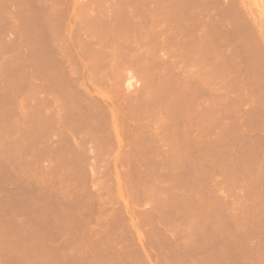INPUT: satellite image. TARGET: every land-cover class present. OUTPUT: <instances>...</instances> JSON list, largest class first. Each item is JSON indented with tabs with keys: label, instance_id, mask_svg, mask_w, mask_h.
Masks as SVG:
<instances>
[{
	"label": "rangeland",
	"instance_id": "1",
	"mask_svg": "<svg viewBox=\"0 0 264 264\" xmlns=\"http://www.w3.org/2000/svg\"><path fill=\"white\" fill-rule=\"evenodd\" d=\"M12 1L0 0V76L4 75L2 72H12L6 75L8 78L0 77V117L5 120L3 125L0 119V264H264V127L257 125L253 102L242 98L239 91L237 102L238 94L232 92L237 87L231 90V85L237 86L239 82L240 90L241 81L246 78L242 74L235 77L237 66L233 65L236 70L229 69L232 66L227 62L222 42L214 47L207 39L209 47L206 36H202L205 45H201L203 41L199 46L194 42L192 49L180 47L181 50L173 44L164 47L161 42L173 43L178 37L165 32L145 36L133 31L132 27H137L132 25L134 21L124 18L129 15L130 10L127 9V15L124 9L130 0ZM25 1L27 5L32 1L33 8L31 4L28 10H34L33 18L27 14L29 11L26 13L29 6L24 7ZM194 1L190 2L193 6H205L204 0ZM228 1L219 0L222 7L218 10L214 0L216 6L207 0L210 11L206 8V13L214 17L223 5L227 4L228 9L239 6V13L243 8L241 14L245 9L257 18L255 23L259 27L252 24L257 29L253 28L254 33L264 32V0ZM43 4L48 9L43 10ZM35 6H42V11ZM226 9L222 13H227ZM42 18L48 27L45 37ZM107 20L109 25L114 22L120 28L126 23L128 31L134 33H125V37L122 32L127 27L117 31L120 35L115 32L116 26L112 33H107ZM31 21L34 28L38 25L36 32L34 28L30 30ZM91 24L103 33L99 31L98 37L88 34L86 29ZM197 28L193 41L201 37L202 31ZM121 37L127 42L123 44ZM128 37L133 39L129 41ZM151 37L156 46L146 47L145 41L153 43ZM227 71L235 75L228 78ZM230 81L233 84L228 85ZM208 86L213 87V92ZM253 113L254 120L249 117ZM254 131L260 132L259 136ZM95 136L99 144L96 138L93 142Z\"/></svg>",
	"mask_w": 264,
	"mask_h": 264
},
{
	"label": "bare ground",
	"instance_id": "2",
	"mask_svg": "<svg viewBox=\"0 0 264 264\" xmlns=\"http://www.w3.org/2000/svg\"><path fill=\"white\" fill-rule=\"evenodd\" d=\"M12 1V0H11ZM11 1L9 0V2L11 3ZM18 2V0H15V2ZM30 0H28L27 2L28 3H30L29 2ZM41 1H44V0H41ZM55 1V0H54ZM129 1V0H128ZM219 1V0H218ZM218 1H215L214 0V2L218 5ZM222 1V0H221ZM230 1V0H229ZM228 1V2H229ZM231 1H234V0H231ZM240 1V0H239ZM238 1V2H239ZM14 2V0L12 1V3ZM26 1H25V4H24V7H26V5L28 4ZM39 2V1H38ZM44 2H46V1H44ZM43 2V3H44ZM191 2V0L189 1V0H138V1H136V0H130V2H126L125 3V5H126V8L124 9V8H122L121 6V9L123 10L124 9V12H125V10H126V13H124V14H127V12L129 13V15L131 16V17H129V15H128V17H124V18H129V20L130 19H132L134 22V24L132 23V25H135V29H134V26L132 27V29H133V31H135L136 33L138 32L140 35H142V34H144L145 36L146 35H155V34H164V32H165V34L166 33H168L169 35H174V37L175 36H177L178 37V39L177 40H175V39H173L175 42H173V43H171V42H161L160 43V45H162V46H164V47H166L165 45H170L171 46V44H173L174 45V47L175 46H177V47H182V48H184V47H190V49H192L191 47L193 46L194 47V42H197V43H195V44H197V46H199L201 43H202V41H203V43L201 44V45H203L204 44V40H205V37H202V36H206V40H205V42H207V39H209V41H210V44L212 45L213 44V46L215 47V45H218L217 43H221L222 42V46H225V47H223V48H225V50H223V51H226V55L225 56H227L226 57V59L228 60H226L228 63H229V65L230 66H232V67H228L229 69H235V68H233V65H234V67H236L237 66V71L235 72L236 73V75L233 73V72H228V71H233V70H228L227 72L229 73V77L228 78H231V75H232V73L235 75V77L237 76L238 77V75H240V74H242V76L241 77H243V75H244V78H246L245 80H242V78L241 77H239V78H241L240 80H242L241 81V84H240V90H238V84L240 83H238L237 84V86H236V84H233L232 83V81L233 82H235V80H232V81H230V83L228 84V85H231V84H233V86L231 85V90H232V88H235V87H237V88H235L236 90H234V91H232L233 93H237L238 91H239V93H240V95H241V97L243 98V96L244 97H247L250 101H252L253 102V105L255 106L254 108V110H255V114H257V117L256 118H258V122L260 123H258L257 125H261V126H263L264 127V44H263V46H262V44H260V43H262L261 42V40H262V38H261V36L263 37V40H264V32H263V30H260V32L261 33H259V31H258V35H256L254 32L257 30V29H255L254 27V29H255V31L253 30V28H252V24H254L255 25V27L257 28V27H259L258 25H256V23H255V18H253V16H252V14H251V12H246L245 11V9H244V14L242 13L241 14V12H243V8L241 9V12L239 13V9L237 8V7H239V6H235V7H231L230 9H228L227 7H229V6H227V4H226V7H225V5H223V9L222 10H225L226 8L228 9V12L227 13H225L224 11H223V13H225V15L222 13V10H221V12H219V13H222V14H219L218 12V15H216V11L217 10H215L214 11V15H216V16H214V17H211L210 15H208L207 13H206V10H208L209 9V11H210V7L208 8V3H207V0H204V4H205V6H203L202 8H201V6H199V7H196V6H193L192 5V3H190ZM194 2H196V0L194 1ZM236 2V1H235ZM241 2V1H240ZM240 2H239V4H240ZM27 3V4H26ZM33 3H35V2H33ZM42 3V2H41ZM190 3V4H189ZM232 3V2H231ZM231 3H229V4H231ZM14 4V3H13ZM18 4V3H17ZM31 4H32V1H31ZM31 4H29V5H31ZM196 4V3H195ZM194 4V5H195ZM209 4H214L213 3V0H212V3H210L209 2ZM222 3H220L219 5H218V7H216V8H218V10H219V6L221 5ZM224 4V3H223ZM238 4V3H237ZM236 4V5H237ZM29 5H27V6H29ZM46 4H43L42 6H43V10H45L44 8L46 7L47 9H48V7H47V5L45 6ZM50 5V4H49ZM121 5H124V3H122ZM124 5V6H125ZM129 5V6H128ZM215 5V4H214ZM241 5V4H240ZM12 6V5H11ZM32 6V8H33V4L31 5ZM42 6H40V7H37V6H35L34 7V9L37 7V8H40L41 9V11H42ZM123 6V7H124ZM127 6H128V8H127ZM216 6V5H215ZM214 6V7H215ZM246 6V5H245ZM211 7H213V6H211ZM213 7V8H214ZM222 6H220V8H221ZM28 8H30V6L29 7H27L26 9H27V11H26V13L27 14H31V13H33L34 12V10L31 8V11H30V9L28 10ZM198 8V9H197ZM206 8H208V9H206ZM237 10H236V9ZM39 9V10H40ZM127 9H129V10H127ZM206 9V10H205ZM212 9V8H211ZM226 9V10H227ZM13 10V9H12ZM203 10H205L204 12H202ZM247 10V9H246ZM36 12L38 11V9L37 10H35ZM212 11H213V9H212ZM11 12V11H10ZM22 12V11H21ZM43 12H45V11H43ZM47 12H48V10H47ZM121 12H123V11H121ZM37 13H39V12H37ZM36 13V14H37ZM41 13V12H40ZM14 15H15V13H13ZM34 14V13H33ZM54 14H56V13H54ZM211 14V13H210ZM250 16L249 18H248V15ZM43 15V16H42ZM45 14L44 13H41V16L42 17H46V16H44ZM126 15V16H127ZM25 16H27V15H25ZM51 16V15H50ZM55 16V15H54ZM258 16V15H257ZM24 17V16H23ZM40 17V16H39ZM14 18V17H13ZM24 18H26V17H24ZM28 18V17H27ZM31 18H33L32 17V14H31ZM44 18H42L43 19V21L41 20V22H44L42 25H41V28H45L43 31H44V34H43V36L46 34V32L48 31V27L47 26H45L46 24V21L44 20ZM54 18V17H53ZM52 18V19H53ZM29 19H30V17H29ZM29 19H28V21H29ZM47 19V18H46ZM121 20H123L122 18H120ZM207 19H208V21L210 22H208L207 21ZM257 19V18H256ZM260 19V18H259ZM258 19V21H260L261 20V22H262V19H260L259 20ZM17 20V19H16ZM22 20V19H21ZM27 20V19H26ZM128 20V21H129ZM20 21V20H19ZM28 21H27V23H28ZM47 21H49L48 19H47ZM54 21V20H53ZM57 21V20H56ZM56 21L54 22V23H56ZM117 21H119V20H117ZM131 21V20H130ZM26 22V21H25ZM33 21H31L30 23L31 24H33L32 23ZM39 22V21H38ZM109 22H110V20H109ZM108 22V20H107V25H108V30H107V33L108 32H110V33H112V28L115 30L116 28H114L117 24L116 23H118V22H116L115 24L116 25H114V22H113V25L111 26V25H109V24H111V23H109ZM112 22V21H111ZM121 22V21H120ZM119 22V23H120ZM122 22H124V20L122 21ZM135 22H137L136 24H135ZM207 23V24H204V23ZM253 22V23H252ZM19 23V22H18ZM29 23V24H30ZM35 23V22H34ZM118 23V24H119ZM263 23V22H262ZM30 24V25H31ZM41 24V23H40ZM45 24V25H44ZM50 24V23H49ZM48 24V22H47V25H49ZM124 24V23H123ZM130 24V23H129ZM199 25L198 26V28H197V25ZM15 25V24H14ZM13 25V26H14ZM29 25V26H30ZM37 25V24H36ZM124 25H126V26H124ZM123 25V27H127V29L126 28H120V27H117V30H115V32H117L119 29V31H123L124 29H126L124 32H122L123 34V36H125V37H127L126 35L129 33L130 35L131 34H133V33H130V31H128V29H130V28H128V26H127V24L125 23ZM207 25H209V26H207ZM16 26V25H15ZM25 26H26V24H25ZM34 26V24L32 25V27L30 28V30L32 31L33 29L32 28H34L33 27ZM38 26V25H37ZM36 26V27H37ZM40 26V25H39ZM44 26V27H43ZM119 26H122V25H120L119 24ZM138 26H139V28H138ZM196 26V27H195ZM35 27V28H36ZM111 27V28H110ZM260 27H261V25H260ZM21 28V27H20ZM35 28H34V30L33 31H35L36 32V30H35ZM194 28H197L198 30L200 29L202 32L200 33V32H198V36H200L201 35V37H199L198 39L200 40H198V41H193L192 40V35H193V33L195 32V30H194ZM122 29V30H121ZM138 29V30H137ZM39 30H41L42 31V29H39ZM137 30V31H136ZM199 30V31H200ZM38 31V30H37ZM42 31V32H43ZM54 31V30H53ZM86 31H87V33L88 34H91V35H97V37H98V32L100 31L101 32V34L103 33V31H101L100 30V28L99 27H95L93 24H91V26H90V28H88V29H86ZM30 32V31H29ZM42 32H40V33H42ZM100 32H99V35H101L100 34ZM30 33H32V32H30ZM29 33V34H30ZM37 33H39V32H37ZM39 33V34H40ZM56 33V32H55ZM54 33V34H55ZM118 34H120L121 35V33H119V32H117ZM125 33H127V34H125ZM135 33V34H136ZM137 33V34H138ZM199 33H200V35H199ZM33 34V33H32ZM128 34V35H129ZM195 34V33H194ZM197 34V33H196ZM222 34H225V35H227L228 36V38L227 39H225V37L223 38V35ZM259 34H261V36H260V40H259ZM40 35H42V34H40ZM129 35V36H130ZM221 35H222V37H221ZM224 35V36H225ZM17 36V35H16ZM43 36L41 37V38H43ZM55 36V35H54ZM226 36V37H227ZM21 37V36H20ZM29 37V36H28ZM27 37V38H28ZM32 37V36H31ZM45 37V36H44ZM124 37V38H125ZM148 37V36H147ZM171 37V36H170ZM195 37V36H194ZM221 37V38H220ZM258 37V38H257ZM34 38V37H33ZM119 38V37H118ZM124 38H122L121 37V39H123V40H121L120 39V41H125L126 40V38L124 39ZM129 38V37H128ZM152 38V37H151ZM202 38H204V40L202 39ZM219 38L221 39V40H223V41H220L219 40ZM223 38V39H222ZM32 39V38H31ZM37 39V38H36ZM130 39H133V38H129L128 40L130 41ZM136 39V38H135ZM134 39V40H135ZM169 39V38H168ZM225 39V40H224ZM148 40H150V39H148ZM153 40V38L150 40V41H152ZM156 40V39H155ZM154 40V41H155ZM163 40V39H162ZM195 40V39H194ZM1 41V40H0ZM31 41V40H30ZM36 41H38V40H36ZM132 41V40H131ZM172 41V40H171ZM33 42H34V40H33ZM33 42H31L30 44H29V46H31V44L33 43ZM46 42V41H45ZM100 42L102 43V42H105V41H101L100 40ZM125 42H127V40L125 41ZM125 42H123V44L125 43ZM134 42V41H133ZM153 42V41H152ZM18 43V42H17ZM106 43V42H105ZM105 43H102V44H105ZM108 43V42H107ZM119 43V42H118ZM117 43V44H118ZM129 43V42H128ZM140 43H142V42H140ZM145 43L147 44V46L146 47H152V45L154 46H156V44L153 42V43H148L147 41H145ZM158 43L159 42H157V47H158ZM199 43V44H198ZM209 42H207L206 43V46H209V44H208ZM9 44H11V43H9ZM28 44V43H27ZM101 44V45H102ZM117 44H116V46H117ZM130 44V43H129ZM138 44H139V42H138ZM137 44V45H138ZM143 44H144V42H143ZM145 44V45H146ZM106 45V44H105ZM104 45V46H105ZM109 45V44H108ZM119 45H120V43H119ZM137 45H135V46H137ZM172 45V46H173ZM205 45V44H204ZM17 46V45H16ZM28 46V47H29ZM107 46V45H106ZM110 46H113V45H110ZM126 46V45H125ZM133 46H134V44H133ZM134 46V47H135ZM161 46V47H162ZM219 46H221V45H219ZM12 47V46H11ZM10 47V48H11ZM33 47V46H32ZM35 47V46H34ZM120 47V46H119ZM119 47L117 48V49H115L116 51L117 50H119ZM122 47V46H121ZM120 47V48H121ZM128 47V46H127ZM168 47V46H167ZM202 47V46H201ZM210 47V46H209ZM208 47V48H209ZM217 47V46H216ZM5 48V47H4ZM36 48V47H35ZM42 48V47H41ZM139 48V47H138ZM160 48V47H159ZM171 48V47H170ZM185 48V49H186ZM197 48V47H196ZM205 48V47H204ZM213 48V47H212ZM220 48V47H219ZM219 48H217V49H219ZM1 49V48H0ZM6 49V48H5ZM8 49V48H7ZM123 49V48H122ZM134 49H137V47L136 48H134ZM141 49V48H140ZM158 49V48H157ZM172 49H174V48H172ZM181 49V48H180ZM198 49V48H197ZM201 49V48H200ZM206 49V48H205ZM222 49V48H221ZM13 50L15 51L16 49H14L13 48ZM26 50H28V49H26ZM181 50H183V49H181ZM193 50H195V49H193ZM204 50V49H203ZM212 50V49H211ZM216 50V49H215ZM6 51V50H5ZM143 51V50H142ZM156 51V50H155ZM180 51V50H179ZM178 51V52H179ZM197 51V50H196ZM201 51V50H200ZM208 51V50H207ZM210 51V50H209ZM31 52H32V50H31ZM145 52V51H144ZM177 52V51H176ZM183 52V51H182ZM218 52V51H217ZM21 53V52H20ZM143 53V52H142ZM187 53V52H186ZM200 53V52H199ZM207 53V52H206ZM188 54V53H187ZM193 54V53H192ZM203 54V53H202ZM201 55V54H200ZM199 54H198V56H200ZM220 55H221V52H220ZM20 56V55H19ZM147 56V55H146ZM187 56V55H186ZM191 56V55H190ZM203 56V55H202ZM207 56V55H206ZM138 57H141V56H138ZM142 57H144V56H142ZM12 58V57H11ZM29 58V57H28ZM39 58V57H38ZM145 58V57H144ZM192 58H194V57H192ZM197 58V57H196ZM202 58V57H201ZM223 58V57H222ZM136 59V58H135ZM138 59V58H137ZM140 59V58H139ZM204 59V58H203ZM206 59V58H205ZM219 59V58H218ZM41 60V59H40ZM39 60V61H40ZM177 60H178V58H177ZM187 59H184V61H186ZM197 60V59H196ZM217 60V59H216ZM222 60V59H221ZM243 60H245L246 62H244ZM22 61V60H21ZM44 61V60H43ZM137 61V60H136ZM179 61L181 62V60L179 59ZM183 61V62H184ZM188 61V60H187ZM193 61V60H192ZM191 61V62H192ZM200 61V59L198 60V62ZM12 62V61H11ZM45 62V61H44ZM197 62V63H198ZM244 62V63H243ZM47 63V62H46ZM185 63V62H184ZM183 63V64H184ZM196 63V64H197ZM223 63H224V59H223ZM11 64V63H10ZM18 64V63H17ZM22 64H24V63H22ZM26 64V63H25ZM40 64V63H39ZM51 64V63H50ZM177 64V63H176ZM187 64H189V63H187ZM193 64V63H192ZM195 64V63H194ZM225 64V63H224ZM1 65V64H0ZM203 65V64H202ZM225 65H227V64H225ZM15 67V66H14ZM25 67V66H24ZM28 67V66H27ZM47 67V66H46ZM51 67V66H50ZM64 67V66H63ZM179 67H181V65H179ZM178 67V68H179ZM186 67H188V66H186ZM203 67H205V66H203ZM216 67V66H215ZM3 68V67H2ZM5 68H6V65H5ZM29 68V67H28ZM190 68V67H189ZM191 68H193V67H191ZM1 69V68H0ZM7 69V68H6ZM50 69V68H49ZM57 69V68H56ZM235 69V70H236ZM3 70H4V68H3ZM13 70V69H12ZM54 70V69H53ZM52 70V71H53ZM187 70V69H186ZM190 70V69H189ZM205 70V69H204ZM210 70V69H209ZM56 71V70H55ZM205 71H207V69L205 70ZM212 71V70H211ZM15 72V71H14ZM49 72V71H48ZM185 72V71H184ZM189 72V71H188ZM188 72H186V73H188ZM191 72V71H190ZM203 72V71H202ZM210 72V71H209ZM213 72V71H212ZM215 72V71H214ZM224 72V71H223ZM239 72V73H238ZM9 73H12L11 72V70H10V72ZM9 73H1L3 76L1 77V78H3L4 76L5 77H7L8 78V76H6L7 74H9ZM183 73V72H182ZM206 73V72H205ZM218 73H220V72H218ZM247 73L249 74V77L247 76ZM201 74V73H200ZM203 74V73H202ZM16 75H18V74H16ZM181 75V74H180ZM198 74H196V76H197ZM205 75V74H204ZM224 75V74H223ZM234 75H232V77L234 76ZM25 76V75H24ZM181 76H183V75H181ZM195 76V75H194ZM4 77V78H5ZM20 77V76H19ZM178 77V76H177ZM190 77H191V75H190ZM204 77V76H203ZM209 77H210V75H209ZM214 77V76H213ZM233 78V79H237V78ZM0 78V79H1ZM3 78V79H4ZM6 78V79H7ZM184 78V77H183ZM186 78H188V76L186 77ZM186 78L184 79V80H186ZM192 78V77H191ZM207 78V77H206ZM222 78V77H221ZM11 79V78H10ZM46 79V78H45ZM190 79V78H189ZM198 79H200V78H198ZM209 79V78H208ZM211 79V78H210ZM209 79V80H210ZM216 79V78H215ZM220 79V78H219ZM224 80H226L225 78H223ZM191 80V79H190ZM203 80H205V79H203ZM227 80H229V79H227ZM226 80V81H227ZM238 81H239V79H237ZM236 80V82H238ZM187 81H189V80H187ZM200 81V80H199ZM206 81V80H205ZM19 82V81H18ZM56 82V81H55ZM210 82V81H209ZM222 82V81H221ZM235 82V83H236ZM16 83V82H15ZM74 83V82H73ZM211 83V82H210ZM226 83V82H225ZM224 83V84H225ZM92 84H93V82H92ZM92 84H90V85H92ZM186 84V83H185ZM216 84V83H215ZM214 84V85H215ZM219 84V83H218ZM12 85V84H11ZM13 85H14V82H13ZM89 85V86H90ZM195 85H196V83H195ZM206 86L207 85H209V83L208 84H205ZM211 86L213 85V83H211L210 84ZM220 85H223V84H220ZM9 86V85H8ZM185 86V85H184ZM188 86H190V85H188ZM204 86V85H203ZM10 87V86H9ZM61 87V86H60ZM208 87H210V86H208ZM214 87H216V86H214ZM221 87V86H220ZM229 87V86H228ZM38 88V87H37ZM36 88V89H37ZM185 88V87H184ZM216 88H218V87H216ZM224 88H227L226 86L224 87ZM93 89V88H92ZM193 89V88H192ZM191 89V90H192ZM195 89V88H194ZM193 89V90H194ZM207 89V88H206ZM210 89H211V87H210ZM212 89H213V87H212ZM211 89V91L213 92V90ZM228 89H230V88H228ZM10 90H11V88H10ZM33 90V89H32ZM61 90V89H60ZM217 90V89H216ZM219 90H220V88H219ZM218 90V92H220ZM226 90V89H225ZM187 91H190V90H187ZM211 91L208 93V96H209V94H211ZM222 91H224V90H222ZM221 91V92H222ZM236 91V92H235ZM15 92V91H14ZM191 92V91H190ZM193 92V91H192ZM191 92V93H192ZM197 92V91H196ZM204 92H205V90H204ZM215 92V91H214ZM226 92H228V91H226ZM225 91H224V93H226ZM231 92V91H230ZM16 93V92H15ZM202 93V92H201ZM215 93H217V91L215 92ZM239 93H237L238 95H237V102H239ZM186 94V93H185ZM220 94V93H219ZM76 95V94H75ZM189 95H191V94H189ZM213 95V94H212ZM218 95V94H217ZM223 95V94H222ZM221 95V96H222ZM228 95H230V94H228ZM246 95V96H245ZM51 96V95H50ZM194 96V95H193ZM206 96V95H205ZM220 96V95H219ZM57 97V96H56ZM63 97V96H62ZM78 97V96H77ZM191 97V96H190ZM212 97V96H211ZM228 97V96H227ZM234 97H236V94H235V96ZM40 98V97H39ZM198 98H199V96H198ZM213 98V97H212ZM212 98H210V99H212ZM216 98H218V96L216 97ZM229 98H231V97H229ZM50 99V98H49ZM171 99V98H170ZM190 99H192V97L190 98ZM190 99H188V100H190ZM197 99V98H196ZM214 99V98H213ZM37 100V99H36ZM56 100V99H55ZM240 100L242 101V100H245V99H241L240 98ZM40 101V100H39ZM59 101V100H58ZM64 101V100H63ZM77 101V100H76ZM210 101V100H209ZM215 101L216 100H214V104H215ZM224 101V100H223ZM240 101V102H241ZM2 102H3V100H2ZM169 102H170V100H169ZM171 102H173V101H171ZM190 102V101H189ZM218 102V101H217ZM216 102V103H217ZM234 102V101H233ZM1 103V102H0ZM58 103V102H57ZM67 103V102H66ZM75 103H77V102H75ZM80 103V102H79ZM219 103H222V102H219ZM226 103V102H225ZM224 103V104H225ZM235 103V102H234ZM62 104V103H61ZM233 104V103H232ZM235 104H237V103H235ZM83 105V104H82ZM172 105V104H171ZM174 105H175V103H174ZM226 105V104H225ZM81 106V105H80ZM84 106V105H83ZM183 106V105H182ZM222 106V105H221ZM235 106V105H234ZM238 106V105H237ZM209 107V106H208ZM212 107H213V105H212ZM211 107V108H212ZM227 106H225V108H226ZM249 107V106H248ZM38 108V107H37ZM46 108V107H45ZM76 108V107H75ZM174 108V107H173ZM214 109H216L215 107H213ZM81 109V108H80ZM179 109V108H178ZM217 109H219V108H217ZM38 110V109H37ZM68 110H70V109H68ZM74 110V109H73ZM208 110V109H207ZM228 110H230V109H228ZM227 110V111H228ZM250 110V109H249ZM252 110V109H251ZM10 111V110H9ZM8 111V112H9ZM47 111V110H46ZM83 111V110H82ZM211 112H213L212 110H210ZM217 111V110H216ZM215 111V112H216ZM253 111V110H252ZM252 111H251V113H252ZM7 112V111H6ZM35 112V111H34ZM51 112V111H50ZM81 112V111H80ZM175 112V111H174ZM187 112V111H186ZM189 112V111H188ZM187 112V113H188ZM250 112V111H249ZM82 113V112H81ZM179 113V111H177V114ZM181 113V112H180ZM236 113V112H235ZM238 113V112H237ZM240 113V112H239ZM253 113V115L252 116H249V117H252V120H254L253 118H255V117H253L255 114ZM4 114V113H3ZM8 114V113H7ZM36 114L37 113H35V116H36ZM77 114V113H76ZM80 114V113H79ZM83 114V113H82ZM86 114V113H85ZM95 114V113H94ZM169 114V113H168ZM171 114V113H170ZM172 114H175V113H173L172 112ZM191 114V113H190ZM215 114V113H214ZM225 114V113H224ZM232 114V113H231ZM0 115H2V113H0ZM5 115V114H4ZM3 115V116H4ZM65 115V117L68 115H66V114H64ZM116 115V114H115ZM185 115V114H184ZM249 115V114H248ZM42 116V115H41ZM86 116V115H85ZM172 116H174V115H172ZM179 116V115H178ZM218 116H219V114H218ZM241 116V115H240ZM64 117V118H65ZM97 117V116H96ZM101 117V116H100ZM169 117H170V115H169ZM175 117H176V115H175ZM190 117V116H189ZM225 117V116H224ZM2 118V116L0 117V119ZM4 118H6V117H4ZM36 118H37V116H36ZM68 118V117H67ZM84 118V117H83ZM87 118V117H86ZM171 118V117H170ZM177 118V117H176ZM186 118V117H185ZM240 118V117H239ZM239 118H238V120H239ZM3 119V118H2ZM40 119H41V117H40ZM39 119V120H40ZM43 119H45V118H43ZM172 119V118H171ZM174 119V118H173ZM189 119V118H188ZM197 119V118H196ZM251 119V118H250ZM10 120V119H9ZM47 120V119H46ZM78 120V119H77ZM175 120V119H174ZM185 120V119H184ZM212 120V119H211ZM217 120V119H216ZM246 120H249L248 118L246 119ZM4 119H3V122H2V124L4 123ZM88 121V120H87ZM90 121V120H89ZM116 121V120H115ZM186 121H188V120H186ZM198 121V120H197ZM204 121V120H203ZM206 121V120H205ZM36 122H38L37 120H36ZM56 122H57V120H56ZM94 122V121H93ZM189 122H192V121H190L189 120ZM222 122V121H221ZM235 122V121H234ZM241 122V121H240ZM249 122V121H248ZM247 122V123H248ZM254 122V121H253ZM6 123V122H5ZM43 124H44V122H42ZM52 123V122H51ZM84 123H85V120H84ZM90 123V122H89ZM96 123V122H95ZM183 123H185L184 121H183ZM256 123V122H255ZM254 123V124H255ZM42 124V125H43ZM186 124V123H185ZM202 124H204L203 122H202ZM209 124V123H208ZM225 124V123H224ZM239 124V123H238ZM252 124L253 123H251V126L250 127H252ZM4 125V124H3ZM40 125V124H39ZM92 125H93V123H92ZM180 125V124H179ZM179 125H178V127H179ZM187 125V124H186ZM190 125V124H189ZM188 125V126H189ZM201 125V124H200ZM206 125H207V123H206ZM210 125V124H209ZM227 125V124H226ZM243 125L244 124H242V127H243ZM80 126V125H79ZM88 126V125H87ZM96 126V125H95ZM194 126V125H193ZM193 126H192V128H193ZM228 126V125H227ZM249 126V125H248ZM3 127V126H2ZM54 127V126H53ZM81 127V126H80ZM89 127H90V125H89ZM174 127V126H173ZM177 127V126H176ZM191 127V126H190ZM213 127V126H212ZM43 128V127H42ZM88 128V127H87ZM187 128V127H186ZM185 128V130L187 131V129ZM229 128V127H228ZM245 128V127H244ZM258 128V127H257ZM261 128V127H260ZM5 129H7V127L5 128ZM22 129V128H21ZM40 129H41V127H40ZM56 129V128H55ZM91 129H93V127L91 128ZM91 129H88V130H90V131H92ZM96 129V128H95ZM182 129H183V127H182ZM241 129V128H240ZM255 129V127L252 129V130H254ZM69 130H70V128H69ZM79 130V129H78ZM97 130H98V127H97ZM244 130V129H243ZM246 130V129H245ZM244 130V131H245ZM257 130V129H256ZM260 130V129H259ZM262 130V129H261ZM44 131H46V130H44ZM101 132H102V129L100 130ZM100 131H98L99 133H100ZM169 131V130H168ZM243 131V132H244ZM20 132V131H19ZM50 132V131H49ZM58 133H59V131H57ZM77 132V131H76ZM79 132V131H78ZM83 132V131H82ZM223 132V131H222ZM230 132V131H229ZM255 132V131H254ZM258 132V131H257ZM257 132H255L256 134H258ZM264 132V131H263ZM85 133V132H84ZM89 132H87V134H88ZM92 133V132H91ZM97 133V132H96ZM102 134V133H101ZM226 134V133H225ZM231 134V133H230ZM249 133H247L246 135H248ZM259 134H260V132H259ZM259 134H258V136H259ZM21 135V134H20ZM19 135V136H20ZM57 135V134H56ZM59 135V134H58ZM76 135V134H75ZM80 135V134H79ZM86 135V134H85ZM84 135V136H85ZM89 135H91V134H89ZM88 135V136H89ZM93 135H94V131H93ZM96 135V134H95ZM97 135H100V134H97ZM250 135H251V133H250ZM262 135V134H261ZM260 135V136H261ZM18 136V137H19ZM88 136H87V138H88ZM170 136H171V134H170ZM208 136V135H207ZM212 136V135H211ZM228 136V135H227ZM239 136V135H238ZM97 136H95L94 138L92 137V140H93V142L95 141V138H96ZM168 137V136H167ZM179 137V136H178ZM224 137V136H223ZM231 137V136H230ZM250 137V136H249ZM252 137V136H251ZM46 138V137H45ZM89 138H91L90 136H89ZM144 138H145V136H144ZM151 138V137H150ZM175 138H177V137H175ZM219 138H221V137H219ZM236 138H237V136H236ZM85 139V138H84ZM149 139V138H148ZM168 139V138H167ZM180 139V138H179ZM184 139V138H183ZM188 139V138H187ZM189 139H190V137H189ZM244 139H245V137H244ZM250 139V138H249ZM260 139V138H259ZM261 139H263V138H261ZM41 140V139H40ZM90 140V139H89ZM96 140H97V138H96ZM157 140H158V138H157ZM170 140V139H169ZM212 140V139H211ZM214 140V139H213ZM225 140V139H224ZM231 140V139H230ZM250 140H252V139H250ZM56 141H57V139H56ZM55 141V142H56ZM81 141V140H80ZM87 141V140H86ZM98 142V144H99V142H100V140H97ZM178 141V140H177ZM186 141V140H185ZM210 141V140H209ZM227 141V140H226ZM261 140H259V142H260ZM83 142H85V140L83 141ZM92 142V143H93ZM96 142V141H95ZM103 142V141H102ZM145 142V141H144ZM152 142V141H151ZM225 142V141H224ZM247 142V141H246ZM20 143V142H19ZM25 143V142H24ZM62 143V142H61ZM79 143V142H78ZM81 143V142H80ZM153 143V142H152ZM176 143V142H175ZM213 143V142H212ZM223 143V142H222ZM231 143H232V141H231ZM255 143H257V142H255ZM82 144V143H81ZM81 144H80V146H81ZM89 144H91V143H89ZM101 144V143H100ZM106 144V143H105ZM172 144H174L173 142H171V147L172 146H174V145H172ZM177 145H178V143H176ZM180 144H183V143H180ZM186 144V143H185ZM184 144V145H185ZM188 144H189V142H188ZM215 144H216V142H215ZM246 144V143H245ZM260 144L262 145V141L260 142ZM158 145V144H157ZM161 145V144H160ZM160 145L158 146V147H160ZM170 145V144H169ZM211 145H213V144H211ZM258 145H259V143H258ZM260 145V146H261ZM23 146V145H22ZM98 146V145H97ZM97 146H95V147H97ZM104 146V145H103ZM152 146V145H151ZM233 146V145H232ZM246 146V145H245ZM53 147V146H52ZM154 147H155V145H154ZM157 147V146H156ZM180 147V146H179ZM185 147V146H184ZM183 147V148H184ZM189 147V146H188ZM191 147V146H190ZM211 147H213V146H211ZM223 147V146H222ZM249 147V146H248ZM80 148V147H79ZM100 148V147H99ZM177 148V147H176ZM176 148H173L175 151H176ZM218 148H219V146H218ZM258 147H256V149H257ZM262 148V147H261ZM261 148H259V149H261ZM81 149V148H80ZM94 149V148H93ZM172 149V148H171ZM180 149V148H179ZM224 149V148H223ZM40 150V149H39ZM50 150V149H49ZM53 150V149H52ZM51 150V151H52ZM73 150V149H72ZM82 150H83V148H82ZM97 150H98V148H97ZM147 150H148V148H147ZM168 150H169V148H168ZM167 150V151H168ZM174 150H172V151H174ZM229 150V149H228ZM238 150H239V148H238ZM249 150H251V149H249ZM264 150V149H263ZM45 151H46V148H45ZM89 151V150H88ZM92 151V150H91ZM100 151H101V149H100ZM149 151V150H148ZM171 151V152H172ZM183 151V150H182ZM187 151V150H186ZM230 151V150H229ZM236 151V150H235ZM244 151V150H243ZM254 151V150H253ZM261 151V150H260ZM56 152V151H55ZM82 152V151H81ZM180 152V151H179ZM185 152V151H184ZM192 152V151H191ZM233 152V151H232ZM250 152V151H249ZM252 152V151H251ZM259 152V151H258ZM83 153V152H82ZM81 153V154H82ZM87 153H89V152H87ZM91 153H93V152H91ZM98 153V152H97ZM168 153V152H167ZM172 153H174V152H172ZM177 153V152H176ZM175 153V154H176ZM187 153V152H186ZM230 153V152H229ZM19 154V153H18ZM48 154V153H47ZM54 154V153H53ZM61 154H63V153H61ZM77 154V153H76ZM90 154V153H89ZM155 154V153H154ZM157 154H159V153H157ZM188 154V153H187ZM227 154V153H226ZM237 154V153H236ZM252 154H253V152H252ZM261 154H263V153H261ZM58 155V154H57ZM84 155V154H83ZM87 155V154H86ZM98 155V154H97ZM96 155V156H97ZM185 155V154H184ZM229 155V154H228ZM21 156V155H20ZM95 156V157H96ZM43 157H44V155H43ZM48 157V156H47ZM69 157V156H68ZM168 157V156H167ZM240 157V156H239ZM252 157V156H251ZM262 157V156H261ZM264 157V156H263ZM42 158V157H41ZM54 158V157H53ZM62 158V157H61ZM178 158V157H177ZM182 158V157H181ZM188 158V157H187ZM233 158V157H232ZM258 158V157H257ZM48 159V158H47ZM56 159H58V157H56ZM69 159V158H68ZM88 159V158H87ZM87 159H86V161H87ZM94 159V158H93ZM166 159H168V158H166ZM165 159V160H166ZM231 159V158H230ZM254 159V158H253ZM44 160V159H43ZM70 160V159H69ZM76 160V159H75ZM78 160V159H77ZM91 160H92V158H91ZM97 160V159H96ZM96 160H94V161H96ZM154 160V159H153ZM187 160V159H186ZM190 159L188 158V161H189ZM260 160V159H259ZM51 161V160H50ZM85 161V162H86ZM177 161H179V160H177ZM192 161V160H191ZM229 161V160H228ZM227 161V162H228ZM237 161V160H236ZM253 161V160H252ZM72 162V161H71ZM88 162H89V160H88ZM97 162V161H96ZM154 162V161H153ZM157 162H159V161H157ZM156 162V163H157ZM170 162V161H169ZM172 162V161H171ZM186 162V161H185ZM193 162V161H192ZM231 162V161H230ZM240 162V161H239ZM254 162V161H253ZM256 162V161H255ZM70 163V162H69ZM93 163V162H92ZM91 163V164H92ZM148 163V162H147ZM163 163V162H162ZM180 163V162H179ZM190 163V162H189ZM51 164V163H50ZM57 164V163H56ZM75 164V163H74ZM169 164V163H168ZM167 164V162H166V165H168ZM171 164V163H170ZM177 164V163H176ZM240 164V163H239ZM256 164V163H255ZM38 165V164H37ZM47 165V164H46ZM93 165H94V163H93ZM172 165V164H171ZM193 165H194V163H193ZM246 165V164H245ZM254 165V164H253ZM257 165H258V163H257ZM263 165V164H262ZM51 166V165H50ZM50 166H48V167H50ZM59 166V165H58ZM64 166V165H63ZM75 166V165H74ZM179 166V165H178ZM188 166H190V165H188ZM237 166V165H236ZM256 166V165H255ZM259 166V165H258ZM44 167V166H43ZM154 167H157V166H154ZM176 167V166H175ZM174 167V168H175ZM184 167V166H183ZM185 167H187V166H185ZM257 167V166H256ZM262 167V166H261ZM260 167V168H261ZM55 168V167H54ZM53 168V169H54ZM81 168L83 169V167L81 166ZM88 168V167H87ZM91 168H94L93 166H91ZM96 168V167H95ZM197 168V167H196ZM196 168H195V170H196ZM248 168V167H247ZM41 169V168H40ZM52 169V170H53ZM155 169V168H154ZM179 169V168H178ZM185 169V168H184ZM188 169H190V168H188ZM187 169V170H188ZM192 169V168H191ZM229 169H231V168H229ZM241 169V168H240ZM251 169V168H250ZM257 169H259L258 167H257ZM72 170V169H71ZM77 170V169H76ZM168 170H169V168H168ZM170 170H172V169H170ZM252 170V169H251ZM264 170V169H263ZM54 171V170H53ZM53 171H51V172H53ZM59 171V170H58ZM94 170H92V172H93ZM166 171V170H165ZM250 171V170H249ZM258 171V170H257ZM261 171V170H260ZM43 172V171H42ZM66 172V171H65ZM79 172V171H78ZM253 172V171H252ZM48 173V172H47ZM55 173V172H54ZM60 173V172H59ZM70 173H72V172H70ZM76 173V172H75ZM75 173L73 174V175H75ZM91 173V172H90ZM95 173V172H94ZM93 173V174H94ZM139 173V172H138ZM162 173V172H161ZM167 173V172H166ZM243 173V172H242ZM80 174V173H79ZM84 174V173H83ZM195 174V173H194ZM256 174H257V172H256ZM44 175V174H43ZM65 175H67V174H65ZM81 175V174H80ZM87 175V174H86ZM165 175V174H164ZM197 175V174H196ZM196 175L194 176V177H196ZM39 176V175H38ZM52 176V175H51ZM50 176V177H51ZM72 176V175H71ZM70 176V177H71ZM89 176V175H88ZM87 176V177H88ZM160 176H162L163 177V175H160ZM167 176V175H166ZM53 177V176H52ZM57 177H59V176H57ZM63 177V176H62ZM75 177V176H74ZM79 177V176H78ZM182 177V176H181ZM254 177V176H253ZM69 178V177H68ZM161 178V177H160ZM171 178V177H170ZM252 178V177H251ZM57 179V178H56ZM80 179V178H79ZM92 179V178H91ZM95 179V178H94ZM188 179V178H187ZM248 179V178H247ZM82 180V179H81ZM89 180V179H88ZM148 180V179H147ZM191 180H192V178H191ZM190 179H189V181H191ZM193 180H194V178H193ZM205 180V179H204ZM263 180V179H262ZM94 181V180H93ZM93 181H92V183H93ZM145 181V180H144ZM195 181V180H194ZM193 181V182H194ZM200 181H202V180H200ZM207 181V180H206ZM247 181V180H246ZM58 182V181H57ZM62 182H63V179H62ZM64 182H66V181H64ZM68 182V181H67ZM78 182V181H77ZM76 182V183H77ZM84 182V181H83ZM137 182H138V180H137ZM185 182V181H184ZM262 182H264V181H262ZM38 183V182H37ZM70 183V182H69ZM140 183V182H139ZM167 183V182H166ZM207 183V182H206ZM255 183V182H254ZM253 183V184H254ZM43 184H44V182H43ZM83 184V183H82ZM85 184V183H84ZM87 184V183H86ZM142 184V183H141ZM145 184V183H144ZM147 184L148 183H146V186H147ZM170 184V183H169ZM177 184L178 183H176V186H177ZM189 184V183H188ZM190 184H191V182H190ZM201 184V183H200ZM253 184H252V186H253ZM69 185V184H68ZM73 185V184H72ZM136 185V184H135ZM182 185V184H181ZM193 185H195L196 186V184L194 183ZM198 185H199V183H198ZM258 185V184H257ZM43 186V185H42ZM75 186V185H74ZM85 186V185H84ZM94 186V185H93ZM97 186V185H96ZM166 186V185H165ZM183 186V185H182ZM206 186H207V184H206ZM248 186V185H247ZM86 187H88V186H85V188ZM179 187H180V185H179ZM193 187V186H192ZM246 187V186H245ZM249 187V186H248ZM41 188V187H40ZM89 188V187H88ZM146 188V187H145ZM169 188H171V187H169ZM205 188V187H204ZM250 188H251V186H250ZM42 189V188H41ZM40 189V190H41ZM70 189H73V187L72 188H70ZM201 189V188H200ZM258 189V188H257ZM261 189V188H260ZM94 190V189H93ZM147 190V189H146ZM190 190V189H189ZM202 190V189H201ZM82 191V190H81ZM86 191V190H85ZM172 191V190H171ZM200 191V190H199ZM204 191V190H203ZM207 191V190H206ZM40 192V191H39ZM145 192V191H144ZM209 192V191H208ZM86 193V192H85ZM137 193V192H136ZM154 193V192H153ZM157 193V192H156ZM161 193V192H160ZM159 193V194H160ZM187 193H189V192H187ZM192 193V192H191ZM197 192H195V194H196ZM199 193V192H198ZM197 193V194H198ZM207 193V192H206ZM158 194V195H159ZM164 194V193H163ZM177 194V193H176ZM264 194V193H263ZM76 195V194H75ZM78 195V194H77ZM146 195H147V193H146ZM151 195V194H150ZM154 195V194H153ZM169 195V194H168ZM171 195V194H170ZM183 195H185V194H183ZM83 196V195H82ZM155 196V195H154ZM165 196H167V195H165ZM173 196V195H172ZM194 196V195H193ZM40 197V196H39ZM47 197V196H46ZM126 197V196H125ZM181 197H182V195H181ZM180 197V198H181ZM184 197V196H183ZM199 197V196H198ZM204 197V196H203ZM208 197V196H207ZM70 198V197H69ZM75 198V197H74ZM77 198V197H76ZM82 198V197H81ZM140 198H141V196H140ZM146 198H148V197H146ZM164 198V197H163ZM179 198V199H180ZM191 198V197H190ZM196 198H197V196H196ZM202 198V197H201ZM80 199V198H79ZM145 199V198H144ZM151 199H153V198H151ZM43 200V199H42ZM48 200V199H47ZM83 200V198L81 199V201ZM85 200H86V198H85ZM96 200H98V198L96 199ZM191 200V199H190ZM46 201V200H45ZM66 201V200H65ZM91 201V200H90ZM160 201V200H159ZM174 201V200H173ZM187 201V200H186ZM202 201V200H201ZM43 202V201H42ZM64 202V201H63ZM67 202V201H66ZM87 202V201H86ZM161 202V201H160ZM181 202V201H180ZM193 202V201H192ZM171 203V202H170ZM194 203V202H193ZM167 204V203H166ZM185 204H186V202H185ZM190 204V203H189ZM49 205V204H48ZM69 205H71V204H69ZM73 205V204H72ZM91 205H93V203L91 204ZM182 205V204H181ZM187 205V204H186ZM198 205V204H197ZM204 205V204H203ZM84 206V205H83ZM69 207V206H68ZM170 207V206H169ZM180 207H182V206H180ZM44 208V207H43ZM46 208V207H45ZM44 208V209H45ZM73 208H74V206H73ZM85 208V207H84ZM90 208V207H89ZM187 208V207H186ZM185 208V209H186ZM189 208V207H188ZM204 208V207H203ZM207 208V207H206ZM82 209V208H81ZM172 209V208H171ZM161 210H163V209H161ZM204 210V209H203ZM40 211H42V210H40ZM70 211V210H69ZM80 211V210H79ZM172 211H174V210H172ZM191 211V210H190ZM45 212V211H44ZM46 212H48V211H46ZM72 212V211H71ZM90 212V211H89ZM89 212H87V214L89 213ZM176 212V211H175ZM174 212V213H175ZM83 213V212H82ZM173 213V212H172ZM183 213H184V211H183ZM205 213V212H204ZM176 214V213H175ZM45 215H47V214H45ZM48 216V215H47ZM50 216H52V215H49V217ZM81 216V215H80ZM85 216H86V213H85ZM134 219V218H133ZM203 219V218H202ZM45 220V219H44ZM90 220V219H89ZM50 221V220H49ZM81 222V221H80ZM82 223V222H81ZM88 224V223H87ZM50 225V224H49ZM133 225H134V223H133ZM46 226H48V225H46ZM38 227V226H37ZM83 227V226H82ZM87 227V226H86ZM82 229V228H81ZM81 234V233H80ZM86 234V233H85ZM83 235V234H82ZM38 236V235H37ZM86 236V235H85ZM87 245V244H86ZM92 249V248H91ZM90 249V250H91ZM96 249V248H95ZM93 255H95V254H93ZM97 260V259H96Z\"/></svg>",
	"mask_w": 264,
	"mask_h": 264
}]
</instances>
